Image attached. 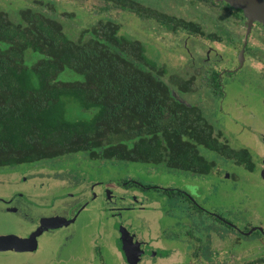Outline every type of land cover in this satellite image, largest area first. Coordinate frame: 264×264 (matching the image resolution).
<instances>
[{
  "label": "rangeland",
  "instance_id": "1",
  "mask_svg": "<svg viewBox=\"0 0 264 264\" xmlns=\"http://www.w3.org/2000/svg\"><path fill=\"white\" fill-rule=\"evenodd\" d=\"M45 1L56 6L55 16L71 39L85 22L94 24L104 17L118 23L119 33L138 41L149 60L187 80V89L180 81L174 89L169 85L175 97L197 106L231 148H246L255 166L264 169L260 162L264 160L263 25L255 22L249 29L239 62L246 18L222 1L137 0L139 5L197 23L204 34H222L231 45L186 30L168 32L151 17L110 2L102 10L101 0ZM35 4L36 0H0L1 9L11 18H16L15 9L36 8ZM39 7L49 14L47 4ZM62 11L69 15H61ZM213 71L218 88L209 85ZM200 153L215 161L221 173L97 159L83 151L64 154L47 166L32 162L0 168V264H243L252 260L264 264V179L211 151L200 149ZM156 187L178 190L190 200L173 193L172 203ZM103 191L115 199L107 206L128 205L134 210L108 216L102 209ZM71 202L85 205L69 226L38 236L35 251H16L17 246L30 244L25 236L40 219L54 213L70 219V208L65 206ZM192 203L221 221L199 217ZM120 222L144 240L152 254L147 249L149 254L135 263L120 256ZM157 250L167 251V257L157 255Z\"/></svg>",
  "mask_w": 264,
  "mask_h": 264
},
{
  "label": "trees",
  "instance_id": "2",
  "mask_svg": "<svg viewBox=\"0 0 264 264\" xmlns=\"http://www.w3.org/2000/svg\"><path fill=\"white\" fill-rule=\"evenodd\" d=\"M42 1L36 0V8L15 9L16 18L0 7V168L32 162L49 165L64 154L83 151L91 158L220 174L215 161L200 153L204 149L248 174L255 172L246 148H231L197 106L172 93L169 85L174 89L180 81L187 89V80L149 60L138 41L119 33L118 23L104 17L94 24L85 22L71 39L55 16L56 6ZM101 1L102 10L110 2L151 17L168 32L186 30L231 45L222 34H204L197 23L137 0ZM42 4L48 5L49 14L39 10ZM209 85L218 88L217 72L211 73ZM156 190L172 203L173 193L189 199L178 190ZM191 206L199 217L220 221L194 203ZM167 254L157 250L161 257Z\"/></svg>",
  "mask_w": 264,
  "mask_h": 264
},
{
  "label": "water",
  "instance_id": "3",
  "mask_svg": "<svg viewBox=\"0 0 264 264\" xmlns=\"http://www.w3.org/2000/svg\"><path fill=\"white\" fill-rule=\"evenodd\" d=\"M222 1L226 5L238 10L242 13V15L246 18L245 21V34L243 37V46L239 50L238 60L239 62L242 60L243 48L245 46V41L247 38V34L253 23L257 22L264 26V0H217ZM264 162V160H263ZM259 177L264 179V169L260 170ZM80 209V208H79ZM75 217V214L70 217V219H62L59 217H53L51 224L42 223L33 231L29 237L28 241L31 245V248H23V250H31L35 247V237L43 230L57 228L61 226H65L68 222L72 221ZM120 238L118 239V245L122 252L124 253V257L133 259V263L139 259L141 251L138 248L137 242L132 241V236L127 232L125 228H120ZM3 244V243H2ZM1 244V245H2ZM12 246V245H11ZM132 256V257H131Z\"/></svg>",
  "mask_w": 264,
  "mask_h": 264
},
{
  "label": "crops",
  "instance_id": "4",
  "mask_svg": "<svg viewBox=\"0 0 264 264\" xmlns=\"http://www.w3.org/2000/svg\"><path fill=\"white\" fill-rule=\"evenodd\" d=\"M92 194H94L93 193V191L91 192ZM95 197V194L93 195V198ZM100 198H102V203H103V205H102V209L104 210V212H106L107 214H108V210L105 208L107 205L106 204H108V203H110V201L113 199V197L112 196H110V195H105L104 194V191L102 192V193H100ZM128 199H130V196H128ZM93 199L91 198V199H89V201L88 202H90V201H92ZM115 200V199H114ZM114 200H112V201H114ZM13 201H14V198L9 202L10 204H13ZM2 203H4L5 204V202H3L2 201ZM88 204V203H87ZM85 205V204H84ZM84 205H80L79 206V204L78 205H76V202H71V203H69V204H67L66 206H65V208H70L69 209V211H70V214H71V216H73L74 214H75V217L73 218V220L72 221H70V222H68L65 226H61V227H57L58 229L60 228H62V229H64V228H66L67 226H69L76 218H77V216H78V214H79V212L83 209V207H84ZM80 208V209H79ZM72 209V210H71ZM75 209V210H74ZM13 211L14 212H16L17 211V209H13ZM72 212H73V215H72ZM125 212H127V211H125ZM108 216H110V217H113V216H111V215H109L108 214ZM53 217H59V218H62V219H64L61 215H59V214H57V213H54V214H51V216L49 217V216H47V217H45V218H48V221H43V223H46V224H51L52 223V220H54V218ZM40 223H42V221L41 222H38L37 223V225H35V227H33L32 229H30L29 230V232L26 234V240H28V238H27V236L29 237V235L33 232V231H35L36 230V228H37V226H38V224H40ZM120 225L123 227V228H125L126 230H127V232L129 233L131 230V228L129 229L127 226H125V225H123L121 222H120ZM122 227H120V228H122ZM55 229L56 228H52V229H47V231L46 230H44V232L42 233H39L38 235H36V237H35V242H36V245H35V247L34 248H32L31 250H23V248H31V245L30 244H24V245H19V246H17V250L16 251H35L36 249H37V247H38V244H37V240H36V238L38 237V236H41L42 234H44V233H50V232H54L55 231ZM131 234V238H132V241L133 242H137V244H138V248H139V250L141 251V253H140V256H141V254L143 253V251H142V249L139 247L140 246V241L142 240V239H139V238H137V236L135 235V233L134 232H132V233H130ZM117 237V236H116ZM133 237H135L136 238V240H133ZM142 241H144V240H142ZM145 242V241H144ZM144 242H142V243H144ZM117 243H118V241H117ZM0 246H1V244H0ZM13 247H16V246H13ZM118 248H119V250H120V256H125L124 255V253L122 252V250L120 249V247H119V245H118ZM11 251H14V250H12L11 249ZM2 252V251H1ZM8 252V251H7ZM140 258V257H139ZM124 259H126V257H124Z\"/></svg>",
  "mask_w": 264,
  "mask_h": 264
},
{
  "label": "flooded vegetation",
  "instance_id": "5",
  "mask_svg": "<svg viewBox=\"0 0 264 264\" xmlns=\"http://www.w3.org/2000/svg\"><path fill=\"white\" fill-rule=\"evenodd\" d=\"M261 159V158H260ZM260 162H263L262 160H260ZM256 168H255V172H257V174L259 175V173L258 172H260V170H262L263 169V167H258L257 165L255 166ZM260 178V177H259ZM261 179V178H260ZM115 198V197H114ZM3 202H5L6 203V201H3ZM127 202H128V200H127ZM110 203H114V201H110ZM10 204V203H9ZM125 206V207H124ZM124 206H122L121 207V209H120V207H114V206H106L105 208L108 210V214L109 215H111V216H114V215H117L118 217L120 216V214H121V212L122 211H127V212H129V211H132V210H134V207H132V206H128V205H124ZM126 210H125V209ZM136 209V208H135ZM75 210V209H74ZM209 213V212H208ZM72 215H73V212H72ZM214 217H216V218H218L219 220H220V217H218V216H215V215H213ZM41 221H47L45 218H43V219H40L39 221H37L36 222V224L35 225H37V223L38 222H41ZM221 221V220H220ZM41 224V223H40ZM40 224H38V226L40 225ZM44 224H46V223H44ZM37 226V227H38ZM47 231V230H46ZM44 232V230L42 231V233ZM130 233H132L131 231H130ZM133 240H136V238L135 237H133ZM141 243H140V248L142 249V251H143V253L141 254V256H145L146 255V253H147V249H148V252H151V254H152V251L150 250V248L148 247V245L147 244H145V242L144 241H140ZM142 242H144V243H142ZM154 253V252H153ZM147 254H149V253H147ZM123 256V255H122Z\"/></svg>",
  "mask_w": 264,
  "mask_h": 264
},
{
  "label": "clouds",
  "instance_id": "6",
  "mask_svg": "<svg viewBox=\"0 0 264 264\" xmlns=\"http://www.w3.org/2000/svg\"><path fill=\"white\" fill-rule=\"evenodd\" d=\"M244 49V48H243Z\"/></svg>",
  "mask_w": 264,
  "mask_h": 264
}]
</instances>
